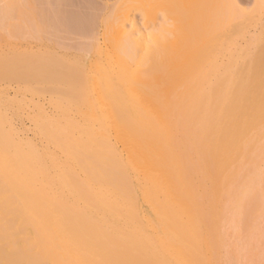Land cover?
<instances>
[{
    "label": "bare ground",
    "instance_id": "obj_1",
    "mask_svg": "<svg viewBox=\"0 0 264 264\" xmlns=\"http://www.w3.org/2000/svg\"><path fill=\"white\" fill-rule=\"evenodd\" d=\"M135 19L118 23L116 52L110 50L118 68L99 73L97 84L91 74L94 101L79 118L32 111L28 134L2 109L10 121L0 115V264H264L263 27L240 36L246 50L236 69H142L148 40ZM98 32L89 36L97 40ZM44 54L43 74L35 55L21 59L38 64L32 71L26 64L32 77L40 75L33 81L53 84L65 60L54 68L58 59ZM209 59L211 67L218 62ZM64 75L69 91L83 80L71 86L74 78ZM57 79L60 95L68 92ZM83 88L72 96L86 90L88 97Z\"/></svg>",
    "mask_w": 264,
    "mask_h": 264
},
{
    "label": "rangeland",
    "instance_id": "obj_2",
    "mask_svg": "<svg viewBox=\"0 0 264 264\" xmlns=\"http://www.w3.org/2000/svg\"><path fill=\"white\" fill-rule=\"evenodd\" d=\"M262 1H264V0H0V61L1 62L3 61V63L0 62V68H1L0 69V73H1L0 74V115L2 117H4V120H5V118L7 120H9V118H10L11 122L13 121L12 123H14L15 125H19V124L21 125L23 123L25 125V127L27 128V129L25 128V131L28 134H31L34 130V124H32V123H34L33 122V114H31L32 111H34V113H36V115H39V114H37L38 110H41V111L43 110V113H45L46 111H49V112H47L49 115L57 114L59 117H61L63 115L64 116L67 115V116H70L73 118H77V117L79 118L80 114L84 113V108L87 109V106L90 105L91 103H93V101H94L95 94L93 93L94 92L93 89H91V88H93L92 87V84H94L93 81L94 80L96 81L95 84L99 83L100 79H101L100 77L102 75L108 74L109 72L110 73L112 72V67L114 69L118 68V67H116L117 63L116 64L113 63L114 66L110 65L111 60L113 58L114 59L116 58V56L114 57L115 54H113V53H112L113 55L110 54V50L111 49L113 50L115 48L116 43L119 40L120 34L118 31V28L122 27V26H120V25H122L120 20L121 19L123 20V18L125 20V23H128L130 18H136L135 20L139 21V22L137 21L138 26L142 25V26H140L142 34L143 33H144V35L146 34L145 36H143V42L148 40V41H146L148 44L145 42L146 43V44H144L145 49H144V51L142 50V54L145 52L144 53L145 59L143 58L144 61H143V65H142L143 67H141L142 69L143 68L144 69H148V68L149 69H189L193 65L196 66V68L191 67L190 69H199V67H200V69H204V68L207 69L208 67H210L211 69L212 68H214V69H222V68L223 69L224 68L236 69L239 67V62L243 61L244 56H245V55L243 56V53L245 54V50H246L245 46L243 45V44H245L243 42L244 39H243V41H241L242 40L241 37L246 36V37H243L246 40L248 38L247 36L250 35V31L252 33H255L259 29H261V30L264 29V21L262 22V20H264V5H263L264 2L262 3ZM218 10H219V14H218ZM212 13H214V14H212ZM219 19L221 20V22ZM93 21L94 22L96 21L97 24L93 23ZM89 22H90V24H89ZM115 22L117 24H115ZM211 22L212 23L215 22L216 24L214 25V23H213V26H212ZM92 23H93V25H92ZM223 23H225V24L223 25ZM261 23H263V24L261 25ZM90 25H92V28H97L99 31L97 40H94L93 38H91V36H89V31L92 29ZM117 26H119V27H117ZM206 27H209V28H206ZM257 27H258V29H257ZM262 27H263V29H262ZM202 30H204V31H202ZM261 30H259V31H261ZM202 32H204V33H202ZM160 36L162 37L161 39H160ZM208 36L211 37L212 39L209 38ZM144 37H146L145 40H144ZM207 37L209 38V40ZM154 38H157V39H154ZM188 38L190 39L189 42H187L189 40ZM213 38L215 41L213 40ZM173 39H175V40L173 41ZM195 39H196V44L194 43ZM198 39H202V40L199 41ZM203 40H204V42H203ZM207 40L209 42H210V40H212V41L209 44L207 42ZM224 40H226V41H224ZM180 42H181V44H180ZM183 42H185V44H183ZM191 42H192V44H191ZM198 42H200V44H198ZM205 42L207 44H205ZM215 42H216V44H215ZM186 43L187 44L189 43L188 44L189 46ZM211 43L213 46L211 45ZM234 44H235V46H234ZM111 45L114 46V48ZM192 45L194 46V48L192 47ZM242 46H243V48H241ZM183 47H185L186 49ZM179 48L181 49V51ZM211 48H213L214 50ZM178 49H179V51H177ZM108 50H109V52H107ZM27 52H28V54H27ZM52 52H53V54H52ZM105 52H106V54H105ZM111 52L115 53L116 48L114 49V51H111ZM44 53H47V55L49 54V55L53 56V58L47 56L48 59L49 58L52 59V60H48V61H51V63L53 61H55L56 58L58 59L57 60L58 62H56V63L53 62L54 64H56L55 65L56 67H54V64L52 65L54 68H58V66L60 64L58 66H57V64L59 62L62 65V62H64V60H65L64 64L65 63L68 64V65L63 64L62 66L59 67V68H62V70H64L65 72L61 71L58 68L59 72H57V76H58V73H60V72H61L62 76L65 73L67 75V72L65 69L73 70V72H75L76 69L78 68L77 69L78 73L77 74L73 73L75 76H73L72 73L70 74V72H72V71L69 72L67 70L69 73L67 75V77L69 75H72V77L69 76V78H74V80H75V81L69 80L70 83L73 82L71 84V86L74 85V82H77L78 80L83 79L81 82L84 85V88L87 89V93H88L87 96L89 97V99H88V97L84 96V95H86V90H84V88H83V90L85 91L84 95H83V93H82L81 97L79 94H77L76 96L74 95L83 86L80 81L77 82L80 84L75 83V86H73L72 87L73 89H71L72 91L71 90L69 91V89L66 88L65 84L63 83V80L61 78L62 76H60L61 74L59 75V77L62 80L61 82L64 84L63 85L64 90L66 88V90L69 93L71 92L70 93L71 98L67 97L68 92H66V91H65L67 93L66 96H65V92H63L64 94L62 93L60 95L61 91H63L62 90L63 87H61L62 86L61 82H60L61 85H59V83H57V82H59L58 81L59 79H57L59 77H54L53 78L54 80L52 79L53 84H52L51 80L50 81L45 80L44 83L43 82L41 83L39 81V83L37 82L38 84L36 83V80L33 81L32 78L38 79L40 75L36 76V77L35 76L32 77V72H29V67H30V71H32L34 68L35 69L38 68L39 66H40L39 71L42 70V67H43L42 61L44 64V60L46 57L45 56L46 54H44ZM196 53H198V54H196ZM203 53H204V55H203ZM232 53H233V55H231ZM103 54H105V55H103ZM205 54L206 55L208 54L209 58H211L212 55L215 56V59L218 57L216 59V60H218V62L215 63L216 65L215 64L213 65L212 63H211V65L213 67L210 66V63L208 65L207 60L209 58ZM28 55H31V56L35 55L34 56L35 58L33 57V59H32L33 61L35 60V63H36V60L38 62L41 61V59L38 60V57L41 56L42 58L43 57L44 58L42 59L41 64L39 63L40 64L39 66H38V64L35 65V63L31 62L33 64V66H32L31 63L27 64V62H26L27 60L30 61L32 58ZM102 55L104 56V58ZM110 55H111V59H108V58H110ZM16 56L18 59L16 58ZM24 56H25V59L24 58L23 59L26 61L23 62V60L21 58ZM26 56L28 57V59H26L27 58ZM178 56H181V57H178ZM29 57H30V59H29ZM177 58L178 59L181 58L180 61H178ZM204 58H205V61H207L206 63L200 61L202 59L204 60ZM206 58H207V60H206ZM19 59H21V60H19ZM61 59L62 60L64 59V60L61 61ZM227 59H229V60H227ZM13 60H15L16 63ZM18 60L21 61V63H18ZM108 60H110V62H108ZM236 60H237L238 64H237ZM8 61H10V62H8ZM48 61L47 62L45 61L46 65H50L49 67L51 68V64H49ZM105 61H106V63H105ZM183 61H186V62H183ZM198 61H200V62H198ZM5 62H7L6 66H5V64H6ZM224 62H226V63H224ZM107 63H109V65ZM192 63H195V64H192ZM2 64H3V66H2ZM15 64L16 65L19 64L18 65L19 68H17L18 66L16 67ZM21 64H24L25 66H23ZM26 64L29 65V67ZM10 65L13 67V69H12V67H10ZM20 65H21V67L23 66V68H26V66L28 68H26L25 70L23 68L21 69ZM107 65L110 66L111 68L109 69V67H107ZM230 65L231 66L233 65L234 67L236 66V68H234L233 66L230 67ZM7 66H9V67H7ZM34 66H38V67H34ZM66 66H68V67H66ZM223 66H225V67H223ZM3 67L5 69H3ZM15 67H16V69H15ZM95 67H97V69H95ZM6 68H9V69L11 68V69L9 70ZM31 68H33V69L31 70ZM69 68H73V69H69ZM131 68L135 69V66H133V67L130 66L129 69H131ZM43 69H45V68H43ZM5 70H7L9 72L12 71L13 73H14V71L17 70L16 71L17 73H14L17 75L12 74V72L9 73ZM18 70H19V72H21L25 76H23L22 74L20 75L18 73ZM22 70H24V71L27 70V71L23 72ZM54 70H57V69H54ZM54 70H53V72L52 71L49 72L53 76L56 73V71H54ZM43 71L46 72L47 69L43 70ZM43 71H40V72L43 74ZM79 71H80V73H79ZM2 72H3V74H2ZM27 72L30 76L28 78L31 79L32 82L30 80L26 79L27 74H25V73H27ZM45 72H44V74H45ZM30 73H31V75H30ZM81 73L83 76L80 75ZM95 73L98 74L99 76L96 75ZM99 73L102 75H100ZM78 74H79V77L81 76L80 79H79V77H77ZM91 74H92L93 79L95 78L94 80L92 79ZM66 75H64V77H66ZM13 76H15V77L21 76L22 78L23 77H25V78L23 81V79H21V77L20 78L17 77L18 78V80H17ZM46 76L50 77L48 74L45 75V77ZM64 77H63V79H64ZM50 78L46 77V79H50ZM19 79L22 80V84H20L21 81ZM25 79L28 82H26ZM56 79H57V82L55 81ZM68 79L66 78L64 82H67ZM29 81L31 82V84L33 82H35V83L32 84V86L31 85L29 86L28 85V84H30ZM23 82H25V83H23ZM55 82H56V84H55ZM40 83H41V85H39ZM45 83L51 89H49L48 86L45 87V85H44ZM42 84L44 87L42 86ZM17 85L21 86V87H18ZM33 85H34V88H33ZM54 85H56V86L54 87ZM69 85L70 84H68L67 87ZM78 85L80 86V88L78 87ZM52 86L54 87V89H56V87L58 86L56 90L58 91V93L60 90V93L58 94L57 92H55V90L52 88ZM71 86H69V88H71ZM27 87H29L30 89ZM38 87H39V89H38ZM75 87L76 88L78 87L79 89L77 88L78 89L77 91L76 90L73 91L75 89ZM32 88L34 90H31ZM35 88L37 90H41V92L37 91ZM43 88L44 89L46 88V89L43 90ZM47 89L50 90V92H51V90H53L54 92L52 91L50 93ZM81 90H80V92H81ZM11 91H13V92H11ZM42 91L46 92L47 94L43 93ZM7 92H8V94H7ZM72 92H74V94H73L74 96H72ZM53 93H54L56 98L59 97L61 99V102L63 101V103H64L66 101L65 102L66 107H64L62 105L63 103L62 104L58 103L59 99L58 100L55 99V101H57L55 104H57V105L59 104L60 107H59V105L57 107L51 105V102L49 103V99H52L54 97ZM18 95H20V96H18ZM21 95H23V96H21ZM26 95H28V96H26ZM47 95H49V96H47ZM29 96H31V98L33 97L34 103H33V101H32V103L30 102L31 98H29L30 100L25 99V98L28 99ZM38 96H40V97H38ZM60 96L64 97V98H61ZM78 96L80 98H77ZM47 97H48V99H47ZM14 98H16V99H14ZM74 98H75V100L79 99L81 101L78 100L77 102H75ZM36 99H38V100H36ZM41 99L43 102L41 101ZM82 99H84V101L86 100L87 102L85 101V103H84V101ZM16 100H17V102H16ZM52 100H54V99H52ZM72 100H74V101H72ZM14 101L17 103V106H16V103ZM46 101H48V103H46ZM55 101H53L52 104ZM11 102L14 104H11ZM39 103H40V105H39ZM66 103L67 104L70 103L71 106H72V104H74L73 106H75V107H73V106L69 107L70 105H67ZM86 103H87V105H86ZM21 104L26 105L27 108L30 107L31 110H29V109L26 110L27 108H25V106L22 107ZM14 105H15V107H14ZM34 105L37 107H35ZM44 106H45V108H44ZM51 107H53V108H51ZM5 108L8 110H6ZM49 108H51V109L49 110ZM79 108H80V110L83 109V111L80 112V110H78ZM2 109L6 110L4 113L8 112L6 114L8 116L10 115L9 118H8V116L7 117L5 116L6 114L4 115V113L2 112L4 110H2ZM22 109H23V111H22ZM68 109H71V111L69 112ZM73 109H74V111L72 112ZM86 109H85V112H86ZM52 110L54 111V113H52L53 112ZM19 111L21 112V114ZM77 111H79V112H77ZM23 112H25V113L28 112V113L26 115ZM68 113H70V115ZM28 114L30 115V117L32 116L31 119L28 116ZM57 115H55V117H58ZM74 115H76V116H74ZM17 116H19V118ZM27 116H28V118H26ZM11 117H13V118H11ZM6 122L7 121L5 120V123ZM28 123H30L32 125H30V124L28 125Z\"/></svg>",
    "mask_w": 264,
    "mask_h": 264
}]
</instances>
